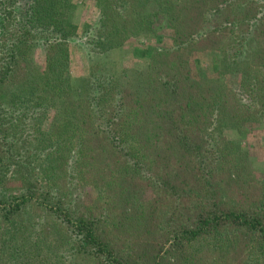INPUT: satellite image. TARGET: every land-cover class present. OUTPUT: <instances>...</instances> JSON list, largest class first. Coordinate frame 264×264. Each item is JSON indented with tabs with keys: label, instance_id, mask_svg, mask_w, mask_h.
<instances>
[{
	"label": "trees",
	"instance_id": "obj_1",
	"mask_svg": "<svg viewBox=\"0 0 264 264\" xmlns=\"http://www.w3.org/2000/svg\"><path fill=\"white\" fill-rule=\"evenodd\" d=\"M75 1L18 0L21 7H17L15 5L17 0H0V264H74L71 258L77 257H80L84 264H93L91 258L100 260L96 264H145L143 258L137 254L145 249V246H142L144 242L139 244L140 239L129 236L132 230L128 231L127 228L128 218L125 217L127 207L124 208L123 218L118 222L112 220L109 223V228L117 230L116 234L125 236V241L121 245L114 244L110 234L104 236L99 233L94 220L87 218L92 214L89 208L87 216L71 211L66 197L60 194V184L64 182V177H67L69 164L70 168L76 165L79 172H82L88 166L86 163L88 159L96 161L100 157L108 158L109 166L115 167L118 165L117 162L124 165L128 161L127 158L133 157V163L129 162L131 167L139 163H146L151 167L154 163L152 156H157L158 159L164 153H177L175 160L178 162L185 155L197 162L205 143L201 141L199 144L193 143L195 144H192L193 147H185L189 143L184 136L194 138L192 135H186L188 126L183 130L174 122H170L171 111L174 109L169 111L167 108L174 105L173 101L179 104L182 101L178 113L183 118H195L201 122L213 115L215 123L205 126V131L209 127H212L210 128L212 131L218 128L225 129L224 123L227 120L231 121L230 117L233 114L230 109L236 108L235 95L231 93V99L228 98L230 89L213 86L205 81L188 80L183 75L181 78L179 73L187 77L190 75L187 66L182 68L183 59L178 51L182 50L183 45L189 48L192 44L191 40L183 38L179 33V36L174 35L173 46L169 45L161 52L156 50L150 54L148 66L150 75L157 73L161 78L160 69L169 66L172 69L169 68L167 71V77L171 78L164 82L150 78L152 80L143 89V93L148 92V98L135 93L131 95V91L122 90L124 86H117L114 74L105 67L103 70H96L95 76L92 72L97 61L88 72L89 76L83 78L78 86H73L70 42L78 34L76 31L78 28L71 22L77 8ZM95 1L101 3L98 20L102 22L101 28L105 22L116 20L101 30L104 34L98 41L100 50L106 53L125 43L128 44L130 37L134 35L128 33L130 27L124 25L127 24L129 9L125 14H120L118 9L115 12L111 11V7L118 0ZM209 1L187 0L186 6L182 8L183 12L187 11L188 14L195 12L197 15V9H203L200 12L203 13L202 17L208 11L214 14L223 12L227 21L229 13H235L234 18L229 20L232 28H235L240 20L248 19L250 8L245 5L248 0H214L213 4L208 6ZM131 2L132 0L125 3L128 8L129 6L133 8ZM150 2L156 4L158 9L155 13L147 14L150 25L162 14L164 17L170 15L173 8L167 3L170 0ZM249 3L256 9L253 2ZM236 5L244 6L241 13ZM174 9L177 10V7ZM177 15L175 13L169 16V20L171 23L177 22L178 25ZM196 17L193 23L198 26L202 19ZM118 20L125 22L121 24ZM259 21H263V18L261 17ZM144 27L146 28L144 31L149 33L153 25L145 23ZM121 29H124V33ZM36 50H42L43 67L36 63L34 56ZM258 54L264 55L260 49L254 55ZM223 55L224 53H222L224 61ZM228 65L233 66V63L229 62ZM254 80L251 86L257 98L253 99L255 102H252L248 109L256 111L264 107V103L257 101L264 95V81L260 77L258 79V76ZM161 86L163 89L157 97L156 92L149 89L158 90ZM177 89L181 90L180 101L176 95ZM159 99L161 102L158 106ZM108 103L112 106L111 112H106ZM150 103H153V108L151 112L149 110L147 116L152 128L162 130L161 132H164V128L172 131L167 147L160 148L162 153L159 154L144 144L136 148L131 144H125L123 150H119L112 144L117 136L114 126L118 125L115 124L113 116L123 111L124 117H129L130 112L142 110ZM227 103L232 107L229 110ZM238 107L241 108V105ZM220 121H223V124ZM168 122L169 125H165ZM187 130L191 133V130ZM229 143L234 148L235 160L230 158L232 157L230 153L225 152L231 150ZM229 143H208L206 146L211 149V153L214 149L213 158L217 160L218 168L237 161L238 173L235 176L233 174L235 172L229 170L227 177L230 188H233L232 192L237 193L238 202L199 206L197 197L203 201L200 191L219 187L217 183L220 182L223 172L216 166L215 169H218L216 171L213 167L208 173L202 172L198 163L187 168L188 160L183 164L178 163L176 167H179V171L172 172L173 178L164 179L161 187L163 193L173 199L175 207L171 209H178L176 223L172 219L174 216H168L166 225L172 226L175 223V226L179 227L168 231L173 236L168 239L166 234L165 242L151 241L154 248L150 251L152 254L150 264H161V260L165 259L167 254H172L174 257L172 260H181L186 264L202 261L206 264L214 263L219 258L209 260L199 255L198 251V248L205 244L204 241L210 240L215 247H224L227 251L244 244L248 259L245 264H264V182L261 184L252 182V173L246 158H239L235 152L236 147L232 142ZM125 156L124 162L122 157ZM172 160L176 164V161ZM182 166L186 169L180 168ZM117 171L119 172V169ZM125 178H128L126 174H117V181L121 179L127 181ZM157 179L161 183L159 176ZM190 184L198 189L194 192L187 191L185 196L178 198L179 192ZM190 198H194L196 202L194 208L190 205V208H193L190 209L191 214L188 217L186 215L183 220L185 210L181 214L183 206L179 202H188ZM51 216L53 221L50 223L47 219ZM227 227L241 232L239 234H245L246 239L239 241V236H228L224 232L215 238L214 233L224 231ZM155 231H159L158 225ZM150 234H142L146 238L141 239L153 240L151 239L153 234ZM115 247L123 250L119 252ZM187 249H194L190 261H187L189 258L184 255Z\"/></svg>",
	"mask_w": 264,
	"mask_h": 264
},
{
	"label": "rangeland",
	"instance_id": "obj_2",
	"mask_svg": "<svg viewBox=\"0 0 264 264\" xmlns=\"http://www.w3.org/2000/svg\"><path fill=\"white\" fill-rule=\"evenodd\" d=\"M130 1H115L113 7H111V11L115 12L118 9L120 14H125L127 9H129L128 19L126 17L127 24H124L125 21L122 20H118V22L128 25L130 27L128 33L134 35L130 37L128 44L125 43L106 53H103L98 46L99 38L104 34V31L102 32L101 30H104V26L113 24L116 20L105 22L101 28L102 22L98 21L101 3L95 0L75 1L77 8L73 13L71 22L78 28L76 30L78 34L70 42V51L73 57L71 59V62L73 61L71 63L73 86H78L83 78L89 76L88 72L92 70L93 64L97 61L94 67L95 69L92 72L95 76L96 70H103L105 67L107 71L114 74L116 85L119 87L124 86L122 90L126 92L131 91V95L135 93L141 95L143 98H148V92L143 93V89L148 86L149 81L152 79L160 82L166 81L167 78H171L170 76L167 77V71L169 68L172 69L170 66L165 69H160L161 78L157 73L150 75L148 69L151 60L150 54L155 53L156 50L161 52V50L166 49L169 45L173 46L172 40L174 35L179 36V33L181 36L183 35V38L191 40L192 44L189 48L183 45L182 50L178 51V54L183 59L181 62L182 68L187 66L188 73L191 76H188V78L187 75L179 73L181 78H183V75L188 80L197 82L205 81L213 86L230 89L231 92L228 98L231 99L232 93L235 95L237 101L235 109H230L232 108L230 106L231 104L227 103L229 104L228 110H232L233 114L230 117L231 121L227 120L224 123L225 129L218 128L212 131L210 129L212 127H209L205 131V126L215 123L213 115H210L209 119H204L201 122L196 121L195 118H183L181 114L179 115L180 104L182 102L180 101V98L182 99L180 95L181 90H176L180 104L179 102L173 101L174 105L167 108L169 111L174 109V111H171L172 119L170 122H174V124L182 127L183 130L186 129L185 126H188L187 129L191 130V133H188L186 129L185 133L186 135H192L195 140L184 136L189 143L185 147H193V145L199 144L201 141L205 143L202 147L201 154L197 157V162L193 158H187L186 155L178 162L175 160L177 153H164L158 159H156L157 156H152V162L154 161V163H152L151 167L147 166L146 163H139L137 166L135 164V166L133 165L131 167L129 162L133 163V157L127 158L126 160L128 161L124 165H121L122 162H117L118 165L115 167L109 166L108 158L100 157L96 161L88 159L86 161L88 166L82 172H79L76 165L70 168L69 164L67 177H64V182L60 184V194L66 197L68 206L72 208L71 211L86 214L89 208L92 214L87 218L90 217L94 220V224L98 227L99 233H102L104 236L110 234L114 244L121 245L125 241V236L123 234H116L117 230H113L111 227L109 228V223L112 220L113 222H118L119 219L123 218L122 214L125 213L124 208L127 207V213L125 215L128 218L127 228L128 231L132 230L129 232V236L130 238L140 239L139 244L144 242L142 246H145V249L137 252V254L143 258L145 264H150V260L152 261L150 251L154 248V243L151 241L155 243L165 242L167 236L168 239L173 236L168 231L179 227L175 226L178 209H171V207H175L173 199L165 195L161 187L164 179L173 178L172 172L179 171V167H176L178 163L183 164L188 160L187 168H191L193 164L198 163L202 172L208 173V170L210 171L213 167L214 171L219 169L223 172L220 182L218 181L217 183L219 186L216 188L217 191L216 189L200 191L203 201L202 199L198 200L200 198L197 197L199 206H211L213 203L227 205L228 203L234 202L236 204L238 202L237 193L232 192L233 188H230L231 185L227 177L229 170L234 171L235 173L233 174L235 176L238 173L237 167L239 166H237V161H233L223 168H218L217 160L213 158L214 149H212L211 153V149L206 146L209 145L208 143L224 142L228 144L232 142V145L236 147L235 152L238 153L239 158H246L247 165L251 169L252 182L255 184L264 182V107L256 111L248 109L249 105L255 102L253 99L257 98L251 86L255 82L254 78L258 76V79L260 77L264 81V55H254L259 49L264 53V0H248L245 4L247 8H250L248 10V19L244 21L240 20L235 28L229 25V20L234 18L235 13H229L228 11V21L223 12L221 14H214V12L208 11L202 17L203 13L200 12L203 9H197V15H195V12L188 14L187 11L183 12L182 9L186 6L187 0H170V2H167L171 6L170 8L173 7L171 13H169L170 15H165L164 17L162 14V17L155 18L154 23L150 25L147 14L158 11L155 6L156 4L150 2L151 0H132L133 8L130 6L128 8L125 3ZM213 1L210 0L207 2V5L213 4ZM249 2H253L256 9ZM15 5L21 7L18 0ZM236 6L241 13L244 6ZM175 7H177V10L174 9ZM175 13L178 14L176 19L179 21L178 25L177 22L171 23L169 20V16ZM195 16H197L196 18L202 19L198 26L193 23ZM261 17L263 21L260 22ZM145 23L149 26L153 25L149 33L144 31L146 29L144 27ZM183 23L186 24L184 25ZM174 25L176 26L175 28ZM121 30L124 33V29ZM254 33L255 35L253 36L252 34ZM95 52L97 53L95 54ZM222 53H224V61ZM34 56L37 65L43 67L44 56L42 50H36ZM229 62L233 63V66L228 65ZM92 81H95V79H92ZM105 85L107 86V83ZM149 89L156 92L155 95L157 97V94L161 93L163 86L160 89L158 88V90L154 88ZM169 89L171 90V87ZM257 101L264 103V95L261 100L258 99ZM160 102L159 99L157 102L158 106ZM111 103L113 104V102ZM239 105H241V108L238 107ZM111 108V105H106V112H111ZM152 108L153 103H150L142 110L137 109L133 113L129 110V117H124L123 111L113 116L115 124L118 125L114 126L117 136L112 144L117 146L119 150H123L125 144H131L135 148L140 144H144L150 146L156 154L157 152L158 154L162 153L160 148L165 149L167 147V142L170 140L169 137L172 136V131L164 128V132H161L162 130L152 128L150 119L147 116L149 110L151 112ZM260 109L262 111H259ZM170 122L165 125H169ZM220 123L223 124V121H220ZM214 126L216 127L217 125L214 124ZM100 132L104 134L103 131L100 130ZM228 146L231 147V150H225V152L230 153L232 156L230 158L233 159L235 157L234 148H232L230 143ZM125 158L126 156L124 158L122 157L124 162ZM172 159L176 161V164H174ZM215 166L218 169H215ZM180 168L186 169L183 166ZM118 169L119 172L117 171ZM119 173L126 174L128 178L125 179L127 181L122 179L117 181V174ZM158 176L160 177L161 183L157 179ZM177 179L179 178L177 177ZM191 184L185 186L179 192L178 198L185 196L187 191L191 190L194 192L198 189ZM204 193L205 195L203 196ZM195 202L194 198H190L188 202H179L183 206L181 214L185 210L183 220L186 215L188 217L191 214L190 209L192 210L194 208ZM190 205H193V208H190ZM195 213L197 214V211ZM168 216H174L172 219L175 223L172 226L170 224L168 226L166 225ZM155 219L158 223L155 222ZM47 221L51 223L53 217L51 216ZM157 225L159 228L158 232L155 231ZM235 230L227 227L224 231L220 230L218 233H214V236L216 238L224 232L228 236H239V241H244L246 239L245 234H239L241 232ZM147 233L153 234L151 237L153 240L141 239L146 238L143 235ZM204 243V245L198 248L199 255L209 260L219 258L214 263L210 262L209 264H245L248 262L247 254L243 248L244 244L237 246L236 249L227 251L224 247H215L211 240L210 242L204 241ZM118 248L115 247V250L119 252L123 250L122 248ZM193 250L187 249V252L184 254L189 258L187 261H190V255L194 254ZM173 258L172 254H167V257L161 260V264H186V262L181 260L174 261L172 260ZM71 260L74 264H84V261L80 257L71 258ZM90 261L96 264L100 260L91 258ZM196 264L206 263L202 261V263L199 262Z\"/></svg>",
	"mask_w": 264,
	"mask_h": 264
}]
</instances>
